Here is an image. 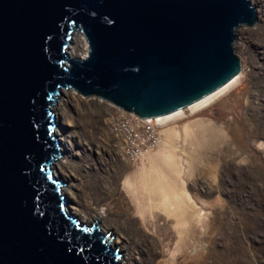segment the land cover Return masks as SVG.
<instances>
[{
    "label": "water",
    "instance_id": "1",
    "mask_svg": "<svg viewBox=\"0 0 264 264\" xmlns=\"http://www.w3.org/2000/svg\"><path fill=\"white\" fill-rule=\"evenodd\" d=\"M255 20L249 0H0V264H120L65 210L52 106L72 90L139 119L182 110L237 76Z\"/></svg>",
    "mask_w": 264,
    "mask_h": 264
},
{
    "label": "rangeland",
    "instance_id": "2",
    "mask_svg": "<svg viewBox=\"0 0 264 264\" xmlns=\"http://www.w3.org/2000/svg\"><path fill=\"white\" fill-rule=\"evenodd\" d=\"M249 1L257 16L254 24L235 31L233 47L241 63L237 80L209 104L185 108L166 120L161 141L141 158L132 162L123 154L106 101L72 90L57 100L55 134L65 152L53 175L64 181L65 200L75 208L71 215L85 221L103 216L101 232L118 238L111 248L119 249L126 264L168 259L149 238L135 235L140 218L132 221V228L130 206L132 185L146 184L149 201H156L163 214L159 222L166 221L171 204L164 207L162 201L170 193L154 188L152 176L173 171L160 164L169 151L164 146L172 140L192 142L197 158L189 177L181 176L180 198L193 205L195 226L176 264H264V0ZM68 53L72 58L87 56L80 31L74 33ZM126 117L134 128L139 126L134 115ZM165 228L167 232L171 225L166 222Z\"/></svg>",
    "mask_w": 264,
    "mask_h": 264
},
{
    "label": "bare ground",
    "instance_id": "3",
    "mask_svg": "<svg viewBox=\"0 0 264 264\" xmlns=\"http://www.w3.org/2000/svg\"><path fill=\"white\" fill-rule=\"evenodd\" d=\"M250 2V1H249ZM255 11V9H254ZM256 14V11H255ZM257 16V15H256ZM256 21V20H255ZM69 57L70 54L68 53ZM85 58V57H84ZM84 58H73V59H84ZM239 73L237 74V76ZM237 76L233 79L229 80L223 86L213 91L212 93L206 95L202 99L197 102L191 104L186 107L188 109L200 108L209 104V102L217 96L220 92L226 90L231 87L233 83L237 80ZM64 92H68L64 90ZM59 105L57 101L53 106L52 110L55 112V109ZM185 109V108H184ZM183 110V109H182ZM181 110L173 112L171 114H167L164 116L156 117L158 120H168L179 114ZM57 128V126H56ZM56 130V129H55ZM54 130V131H55ZM192 142L189 141H169L164 147L168 148L169 151L165 153L164 158L160 161V164L164 167L171 166L173 168L172 172L160 173L156 176H152L153 187L160 186V188H164L170 193V198L168 200H163L162 203L165 207V202H169L171 204L170 211L166 214L167 219L163 223L159 222L162 218V213L157 210V202H150L147 196L146 184H135L132 185V196L135 200L132 199V206H130V210L132 211V215L134 218L130 220V225L133 226L135 224L132 223L134 219H137L138 228H133L135 235L140 236L143 234L145 237L149 238L151 242L155 243L158 254L162 258H168L167 260L159 261L157 264H176L177 258L181 253H183L184 249L188 246V241L191 240V236L194 232L195 223L193 221V205L187 204L185 200L181 201V196L179 192V188L181 187L180 182L183 177L185 180L189 177V171L194 167L197 162V158L194 155V150L192 146ZM121 145H123V141L121 140ZM61 154L65 152V147L61 142H59ZM151 149L147 150L145 153L151 152ZM176 150H182L184 152L183 156H180L176 153ZM144 153V154H145ZM142 154V156L144 155ZM64 158V157H63ZM60 159L53 161L50 164V169L53 174H55V170H59ZM182 176V177H181ZM57 178V177H56ZM58 180V179H57ZM61 183L64 181L59 180ZM173 190L167 187V185ZM63 185V184H62ZM130 188V187H129ZM65 189L61 188V194L65 196ZM67 199V198H66ZM66 212L68 214H76L73 212L74 206L66 202ZM74 217V216H73ZM103 216L99 213L96 218H93L90 221H85L84 218L78 219L81 225H94L97 222V227L100 233L104 230L102 228V224H99V221L102 220ZM168 222L171 225V230L166 232L165 223ZM99 224V225H98ZM101 228H100V227ZM102 231V232H101ZM103 234V233H102ZM106 238L104 240V245L108 247L117 246L119 243L118 238H108L112 236L111 232L105 231L103 234ZM108 238V239H107ZM118 255H119V249ZM191 258V256L182 257L184 260L187 258ZM117 262L120 264H126V261L121 254L117 258Z\"/></svg>",
    "mask_w": 264,
    "mask_h": 264
},
{
    "label": "built area",
    "instance_id": "4",
    "mask_svg": "<svg viewBox=\"0 0 264 264\" xmlns=\"http://www.w3.org/2000/svg\"><path fill=\"white\" fill-rule=\"evenodd\" d=\"M106 104L112 109L111 125L117 136L123 141L121 150L126 158L133 162L134 159L141 158L142 154L161 141V127L166 120L139 119L135 116L133 118L137 120L136 124L139 126L134 128L126 117L133 116L132 114L126 113L108 102Z\"/></svg>",
    "mask_w": 264,
    "mask_h": 264
},
{
    "label": "clouds",
    "instance_id": "5",
    "mask_svg": "<svg viewBox=\"0 0 264 264\" xmlns=\"http://www.w3.org/2000/svg\"><path fill=\"white\" fill-rule=\"evenodd\" d=\"M149 119V118H148Z\"/></svg>",
    "mask_w": 264,
    "mask_h": 264
}]
</instances>
